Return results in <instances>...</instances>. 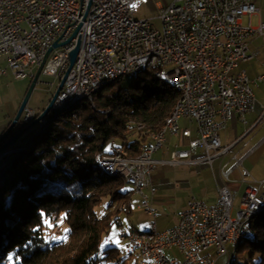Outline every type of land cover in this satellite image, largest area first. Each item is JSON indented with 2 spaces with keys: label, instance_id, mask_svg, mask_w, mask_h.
Listing matches in <instances>:
<instances>
[{
  "label": "built area",
  "instance_id": "2783aa9c",
  "mask_svg": "<svg viewBox=\"0 0 264 264\" xmlns=\"http://www.w3.org/2000/svg\"><path fill=\"white\" fill-rule=\"evenodd\" d=\"M134 0H0V56L5 67L0 77L10 70L17 79L33 78L27 68L39 66L46 51L51 52L41 71L43 76L62 77L69 64V54L80 39L79 52L61 91L54 103L59 107L77 95H88L102 81L125 74L139 63L147 70L173 74L186 90L182 112L174 118L167 133L189 137V129L179 127L186 118L197 125V138L184 150L176 149L170 163L211 165L213 159L230 151L219 140V131L237 115L243 119L254 105L251 84L264 81V73L250 81L245 71L235 70L238 63L250 58L248 41L253 37L264 40V22L244 26L241 19L256 14L254 0H173L168 7L158 6L161 28L149 20H136L130 15ZM75 37L63 43L78 28ZM33 112L26 109L25 120ZM264 118V110L259 119ZM137 129H140L137 127ZM165 136L151 142L139 163L126 164L121 160L123 148L112 142L111 153L102 154L129 175L132 191L143 197L139 207L154 214L143 190L158 163L153 154L161 148ZM202 150L203 157H195ZM238 161L237 164L238 165ZM225 180L218 186V196L212 206L192 199L179 221L160 232V242L151 243L144 236L120 232L128 252L143 249L144 259L136 264H214L210 250L216 255L227 254L226 244L247 234L246 216L264 202V180L259 187L247 186L240 206L232 216L233 192ZM248 172H243L246 181ZM151 226L155 228V224ZM112 241V240H111ZM177 249L181 259L169 258L166 252Z\"/></svg>",
  "mask_w": 264,
  "mask_h": 264
},
{
  "label": "trees",
  "instance_id": "16d2710c",
  "mask_svg": "<svg viewBox=\"0 0 264 264\" xmlns=\"http://www.w3.org/2000/svg\"><path fill=\"white\" fill-rule=\"evenodd\" d=\"M179 96L143 72L125 88L109 84L91 101L69 105L55 117L51 111L50 122L25 134L0 184V264H120L118 249L103 244L129 193L96 158L110 154L112 142L125 157H137ZM22 125L18 121L9 137ZM105 202L106 213L98 217L94 208ZM248 240L246 264H264V211L251 222Z\"/></svg>",
  "mask_w": 264,
  "mask_h": 264
},
{
  "label": "crops",
  "instance_id": "0c3cea01",
  "mask_svg": "<svg viewBox=\"0 0 264 264\" xmlns=\"http://www.w3.org/2000/svg\"><path fill=\"white\" fill-rule=\"evenodd\" d=\"M254 4L257 9L256 14L252 15L250 20L249 17L244 16L241 19L242 25L246 26L250 22L252 27H256L259 23L264 22V0H254ZM244 18H246V24H244ZM253 22L256 23L255 26ZM248 53L250 58L239 62L235 72L245 71L248 79L253 81L257 76L264 73V40L260 37L251 38L248 41ZM5 65V57L0 56V68L5 67ZM9 72L11 71L7 70L6 75L0 77V81L8 76ZM251 89L255 96L252 110L245 114L243 119L233 115L225 127L219 131L221 145L223 147L230 146L231 148L229 152L215 157L211 165L205 162L197 165L170 163L171 154L174 150L187 149L189 142L197 138V125L195 122L188 119L178 121L179 127L189 129V137L179 138L169 133L165 134L163 146L153 154V159L158 163L152 171L149 187L145 188L148 191L151 189V192L149 191V196L146 197L144 189L143 195L148 202L151 201L149 203L151 208H156L153 209L155 212L153 215L149 214L154 219L157 216V209L159 210L162 206L168 204L175 206L176 211L170 216L164 214L158 216L159 218L163 217L164 220L169 219V227L166 229L178 224L179 215L187 209L188 202L193 198L202 201L207 206L214 205L218 196V186L227 182L224 173H227L228 186L233 192L232 210L237 201V207L239 208L241 196L248 185L256 188L255 184L251 183L252 180H256V182L264 180V119L259 121L264 110V81L251 84ZM6 128L0 126V135ZM204 155L202 150H198L195 157L200 158ZM237 161L239 162L238 165H236ZM244 171L248 172L246 181L242 180ZM153 187L156 188V191ZM133 194L139 195L134 192ZM168 194L169 197L164 199L163 197ZM150 195L151 200L149 201ZM139 205H137V208L142 209ZM154 224L158 231L156 221Z\"/></svg>",
  "mask_w": 264,
  "mask_h": 264
},
{
  "label": "rangeland",
  "instance_id": "374dc122",
  "mask_svg": "<svg viewBox=\"0 0 264 264\" xmlns=\"http://www.w3.org/2000/svg\"><path fill=\"white\" fill-rule=\"evenodd\" d=\"M172 2L173 0H134L130 5V15L136 20H149L150 23L154 26V28L159 30L161 28V22L158 18L159 16L158 6L161 5L163 7H168L169 5H171ZM246 23H247L246 18H244V24ZM255 24L256 23L253 22L254 26ZM260 41L262 42V40ZM36 70H37V66L35 65H32L27 68V71L32 72L33 74H35ZM31 80L32 79L30 77H26V79H17L14 75L11 74V72L8 73V76H6L5 78H2V80L0 81V100H1L0 102V126L8 127L10 125L11 121L16 115V112L19 108L21 101L23 100L25 94L27 93ZM131 80H132L131 78L125 77L123 78V80H121V82H116L114 85L115 87L125 88L127 87V85L129 84ZM59 81H60V77L43 76V75L40 76L31 94L28 104L19 120L23 122L22 127H24L26 123L35 119V117L38 116L42 112V110L48 105L53 93L55 92L58 86ZM26 109H29L33 112V117L31 120L29 119L25 120ZM51 111H55L57 113L60 111V109L53 108ZM48 117L49 116H47V118ZM46 123L44 122L41 125V127H43ZM39 127H40L39 125L35 126L34 130H37ZM34 130H32L31 132H33ZM30 134L31 133L27 134V136H29ZM130 139H133V137L131 136ZM16 158L12 160V155L11 154L6 155V153L0 157V184L4 180V176H5L3 175L4 172L7 171V169H9L11 165L14 164V162L16 161ZM254 181L256 180H252L251 183L255 184L256 188L259 187L257 183H255ZM153 188L156 191V188L155 187ZM121 191L127 194L130 193L127 196L126 201H125V205H127L128 211L126 212L121 211L118 214H116V216L111 218V221H112L115 217H118V221L112 224L111 229L109 230V233L103 244V247L118 249L120 264L122 263L135 264V260L128 253H126L124 246L119 242L118 237H117L118 234L120 232H128L130 230H134L138 232H147L150 229L151 224L154 223L155 221L158 224V231L159 232L165 231V229L169 227V221H168L169 219L167 218L164 220L163 217L159 218L158 216H160L161 214L170 216V214H173L176 211L175 210L176 208L174 205H170V204L164 205L161 207V209L156 210L158 212L156 213L157 216L154 219V217L149 216V214H147L144 209L137 208V205H139L143 197L139 195H134L132 191V186L124 183V185L121 187ZM149 191L151 192V189ZM149 191L147 189L144 190V195L146 197L149 196L148 195ZM242 196H241V199H242ZM168 197H169V194L163 198L166 199ZM148 199L149 201L151 200V195ZM106 205L107 204L105 202L94 208V211L98 217H102L106 213V210H105ZM237 206H238V201L235 203V206L233 207V210L231 213L232 216L235 215V212L237 211V208H238ZM120 207H119V210H120ZM153 209H156V208L153 207ZM119 223L120 225H118ZM109 240L113 241V246L109 245ZM249 243L250 241L246 239L244 240L242 244H240V246L237 248L238 249L237 253L234 254L235 261L233 264H246L248 262L250 263V260H249L250 251L248 248ZM225 248L228 253L224 254L223 256L216 255L215 251L210 252L212 256V260L214 261V264H228L229 263V259L231 258V255L233 254V251H234V246L231 244H226ZM166 255L169 258H173L177 260L181 259V255L176 249L167 251ZM255 261H256V258H255ZM107 264H116V263H107Z\"/></svg>",
  "mask_w": 264,
  "mask_h": 264
},
{
  "label": "bare ground",
  "instance_id": "6f19581e",
  "mask_svg": "<svg viewBox=\"0 0 264 264\" xmlns=\"http://www.w3.org/2000/svg\"><path fill=\"white\" fill-rule=\"evenodd\" d=\"M244 61V60H242ZM240 61V62H242ZM239 64V63H238ZM146 72L147 74H150L153 78L166 83L167 85L175 88L176 90L179 91L180 96L178 100L176 101L170 115L165 119L164 126L163 128L154 134L150 135L151 142L162 138L165 136L167 133L171 122L173 121L174 118H177L178 115L182 112L184 104H185V99H186V90L182 86L181 82L178 81H173V74H164V73H159L157 70H147V63H139L136 67L132 68L129 73L125 74V77H129L131 79L136 78L137 75L140 73ZM122 79V74H114V79L110 80H105L102 81L99 86H96L95 88L90 89L88 92V95H77L71 98V100L63 105H60L59 107H56L57 109H63L69 105H72L76 102H79L81 100H92V96L96 94L100 89H102L104 86L109 85V84H115L116 82H121ZM253 91V90H252ZM254 93V92H253ZM181 119H186V118H181ZM264 119V118H263ZM142 126L139 125L138 128H141ZM150 145L145 147L142 152L135 158H129L124 156V151H121V160L126 163V164H135L139 163L141 160L144 159L145 154L148 150ZM96 163L98 166H100L109 176L115 177V178H120L124 181L125 184L129 185V175L128 172L125 170H121L119 168L118 163H113L108 158H103L102 155H99L96 158ZM127 209V205L123 204L120 207V211H125ZM262 211H264V202L260 204L259 207H256L251 213H249L246 216V231L247 234L245 235H240L237 237L236 241H232L230 244L234 246V253L232 257L229 259V262L232 261L235 251L237 247L244 242V240L249 239L250 237V225L251 222L256 218L258 214H260ZM130 234H133L135 236H144L146 239H150L151 243H159L160 242V232L156 230V228H153L150 226V229L147 232H138L134 230H130ZM125 248L126 253H127V248L124 245L123 241H119ZM109 245L113 246V241L109 240ZM128 254L135 260L136 264V259H144V251L143 249H135V252H128Z\"/></svg>",
  "mask_w": 264,
  "mask_h": 264
},
{
  "label": "water",
  "instance_id": "95a60500",
  "mask_svg": "<svg viewBox=\"0 0 264 264\" xmlns=\"http://www.w3.org/2000/svg\"><path fill=\"white\" fill-rule=\"evenodd\" d=\"M80 26L73 32V34L66 40L64 41L63 43H53V48L55 47H58V46H62V45H65L67 43H69L74 37L75 35L77 34L78 30H79ZM79 47H80V39L77 40L76 44H75V47L74 49L70 52L69 54V64H68V67L65 71V73L63 74V76L60 78V81L58 83V86L55 90V92L53 93L48 105L42 110V112L35 117V119H33L32 121L26 123V125L21 129L19 130L16 134H14L12 137H9V134L11 133V131L14 129V127L16 126V124L18 123V121L20 120L27 104H28V101L31 97V94L41 76V71L43 69V66L46 62V59L48 58L50 52H51V48H49L43 59H42V62L40 63V65L37 67V70L30 82V85H29V88L27 90V93L25 94L23 100L21 101L20 105H19V108L16 112V115L14 116L13 120L11 121L10 125L7 127V129L4 131V133L0 136V157L6 153V155H9L11 154L12 155V160L14 158L17 157V155L20 153L21 148L19 147H16L20 141L23 140V136L26 134H29L32 130L35 129V126L39 125L41 127V125L45 122H50L52 117L47 119V116L49 115V113L51 112V110L53 109V106H54V103L61 91V88L70 72V70L72 69L74 63H75V60H76V57H77V54L79 52ZM58 113H56L54 115L57 116ZM25 136V137H26ZM17 144V145H16ZM15 146V147H14ZM234 253V251H233ZM233 255V254H232ZM231 255V257H232ZM228 264H231V261L228 263Z\"/></svg>",
  "mask_w": 264,
  "mask_h": 264
}]
</instances>
